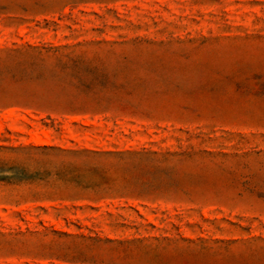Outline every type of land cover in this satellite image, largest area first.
I'll use <instances>...</instances> for the list:
<instances>
[{"label":"rangeland","instance_id":"1","mask_svg":"<svg viewBox=\"0 0 264 264\" xmlns=\"http://www.w3.org/2000/svg\"><path fill=\"white\" fill-rule=\"evenodd\" d=\"M0 163V264H264V0H0Z\"/></svg>","mask_w":264,"mask_h":264},{"label":"trees","instance_id":"2","mask_svg":"<svg viewBox=\"0 0 264 264\" xmlns=\"http://www.w3.org/2000/svg\"><path fill=\"white\" fill-rule=\"evenodd\" d=\"M43 149L47 150L50 149L48 147H44ZM52 149V148H51ZM78 155L79 152H69ZM12 172V176H0V181L7 182V183H22V182H29L34 181L36 179L35 176L29 175L26 169L21 168H11L6 169V164L0 163V174H4L6 172ZM60 176L63 178H67L69 182L76 183L79 187L84 189L96 188L101 185V183L89 182L86 181V171L77 165L67 164L64 166V169L60 171Z\"/></svg>","mask_w":264,"mask_h":264}]
</instances>
